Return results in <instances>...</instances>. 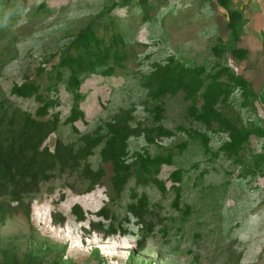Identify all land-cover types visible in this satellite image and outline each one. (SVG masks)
<instances>
[{
  "label": "rangeland",
  "instance_id": "obj_1",
  "mask_svg": "<svg viewBox=\"0 0 264 264\" xmlns=\"http://www.w3.org/2000/svg\"><path fill=\"white\" fill-rule=\"evenodd\" d=\"M115 1L119 0H0V28L7 32L0 40V113L14 108L33 112L35 102L11 96L12 86L28 79L44 87L46 78L37 75L38 66L63 48L67 36L84 29ZM231 1L243 17L238 46L248 51V57L244 63L226 60V64L231 73L248 81L255 94L248 108L240 107L235 94L232 110L243 125L264 131V0ZM41 4L49 12H39ZM112 14L114 30L127 42V62L113 77L91 76L84 81L80 108L85 123L75 125L79 134L93 132L120 109L137 110L136 118L152 128L153 118L140 111L146 94L140 88L141 74L167 57L209 69L216 62L212 49L228 46L227 16L215 0H146L144 4L135 0ZM57 89L55 112L61 123L47 140L51 149L55 139L77 140L70 126L62 124L72 97L63 84ZM186 107L181 96L164 101L158 125L173 134L171 139L159 140L157 146H146L141 139L129 143L130 153L144 148L151 155H173L160 180L172 171L182 172L180 211L172 207L171 190L135 187L138 197L146 195L155 225L142 251L136 250L134 224L124 226L126 235L118 229L132 203L134 182L127 184L118 200L113 199L111 170L100 164L99 149L89 164L105 172L101 183L90 187L73 174L41 184L30 196L29 218L23 210L0 224V248L20 264H264V137L252 136L238 157L227 155L219 151L225 135L190 123ZM194 132L207 136L208 152ZM182 144L185 149L180 153ZM74 206L83 212V222L72 216ZM103 209L115 220L113 235L93 231Z\"/></svg>",
  "mask_w": 264,
  "mask_h": 264
},
{
  "label": "trees",
  "instance_id": "obj_2",
  "mask_svg": "<svg viewBox=\"0 0 264 264\" xmlns=\"http://www.w3.org/2000/svg\"><path fill=\"white\" fill-rule=\"evenodd\" d=\"M21 1L27 3L29 0ZM134 1H115L84 29L67 36L68 42L63 48L37 68V75L46 78L44 87L28 79L12 86L11 96L33 100L36 107L33 112L14 108L10 113H0V224L17 213H23V210L29 218L30 196L51 179L78 174L90 187L100 184L105 172L101 168L93 170L89 164V159L99 149L100 164L108 165L111 170L109 184L113 199L118 200L127 184L134 182L129 195L132 203L126 208L123 226L118 225V229L120 234L126 235L124 226L134 224L138 237L136 250L139 252L144 249L155 225L150 220L153 214L146 195L138 197L135 187H153L161 193L171 190L174 195L172 207L177 211L181 199L180 170L172 171L165 181L159 179L162 168L172 165L173 155L170 152L151 155L144 148L134 153H130L129 149L131 140L141 139L146 146H157L159 140L173 137L170 131L158 125L166 99L181 96L187 104L185 117L190 123L200 124L208 132L225 135L226 140L219 151L227 155L238 157L252 136L264 137L262 129L252 124L243 125L239 114L232 110L235 94L239 95L241 108L252 106L255 94L248 81L231 73L226 64V60L244 63L248 57V51L238 46L243 17L231 0H215L227 16L228 46L212 49L216 62L209 69L186 66L173 57H167L163 62L152 63L149 70L141 74L140 88L146 94L140 111L151 116L155 126L144 127L143 120L135 116L137 110L120 109L93 132L79 134L75 125L85 123V115L80 108L84 100L81 94L84 81L91 76L113 77L126 65L127 42L121 33L114 30L115 17L112 13L118 8H129ZM138 2L144 4L146 0ZM37 10L49 12L44 4ZM5 33L0 28V40ZM60 84L72 97L69 116L62 124L70 126L77 140L64 143L55 139L51 149L47 140L57 132L61 123L59 114L55 112L59 106L56 94ZM228 109L231 112H226ZM194 136L208 152L207 136L198 132H194ZM178 149L182 153L185 145H180ZM189 211L186 207L184 214ZM71 214L77 222L85 220L78 206L72 208ZM97 215L101 222L93 231L115 234V220L109 211L103 209ZM0 264L20 262L0 248Z\"/></svg>",
  "mask_w": 264,
  "mask_h": 264
}]
</instances>
